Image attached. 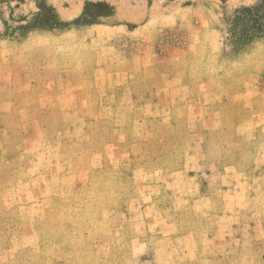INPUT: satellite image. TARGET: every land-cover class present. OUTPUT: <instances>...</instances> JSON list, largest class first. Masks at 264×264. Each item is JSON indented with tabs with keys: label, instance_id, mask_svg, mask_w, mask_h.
<instances>
[{
	"label": "rangeland",
	"instance_id": "obj_1",
	"mask_svg": "<svg viewBox=\"0 0 264 264\" xmlns=\"http://www.w3.org/2000/svg\"><path fill=\"white\" fill-rule=\"evenodd\" d=\"M256 1L0 0V72L21 63L23 82L0 88V264H151L134 250L147 239L146 180L252 170L264 147L235 124L251 117L242 93L264 90V40L244 52L228 40L235 10ZM85 11L89 23H75ZM53 15L62 29L40 26ZM68 76L70 111L56 98Z\"/></svg>",
	"mask_w": 264,
	"mask_h": 264
},
{
	"label": "crops",
	"instance_id": "obj_2",
	"mask_svg": "<svg viewBox=\"0 0 264 264\" xmlns=\"http://www.w3.org/2000/svg\"><path fill=\"white\" fill-rule=\"evenodd\" d=\"M259 46L261 53L264 45ZM21 75V63L7 76L0 72V88L14 79L20 81ZM66 78H61V92L56 98L70 111L79 104L72 97L74 88L70 87L69 76ZM260 87L250 86L242 93L243 108L251 117L235 127L243 130L246 141L258 139L264 147V90ZM16 91L13 87L10 95ZM156 94L162 96L163 102L172 101L167 87ZM52 95L55 92L50 89L37 96L41 108L52 104ZM10 97L4 102L7 107L3 112L10 110ZM42 97L49 103H42ZM147 107L151 111L154 104ZM162 107L170 108L163 103ZM257 131L263 136H255ZM89 158L90 167L96 168L103 156L98 153ZM146 182L136 203L143 208L141 220L147 227V239L137 238L134 250L143 255L151 252L155 260L151 264H224V260L232 264H264V152L257 156L250 172L234 167L219 171L213 164L203 170L185 166L173 172L160 170ZM177 215L184 217L178 220ZM174 255L180 256L176 259Z\"/></svg>",
	"mask_w": 264,
	"mask_h": 264
},
{
	"label": "trees",
	"instance_id": "obj_3",
	"mask_svg": "<svg viewBox=\"0 0 264 264\" xmlns=\"http://www.w3.org/2000/svg\"><path fill=\"white\" fill-rule=\"evenodd\" d=\"M39 9L43 13V7ZM90 17L85 11L75 23H89ZM231 23L234 31L230 35L228 46L230 45L233 51L244 52L253 42L264 40V0H257L252 5L237 8L231 18ZM41 25L49 29H62V24L57 22L54 15L40 23Z\"/></svg>",
	"mask_w": 264,
	"mask_h": 264
}]
</instances>
